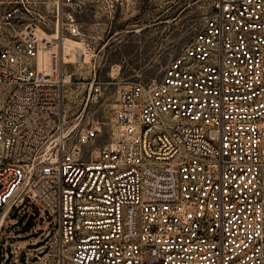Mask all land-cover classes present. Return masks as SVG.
<instances>
[{
    "label": "built area",
    "instance_id": "built-area-1",
    "mask_svg": "<svg viewBox=\"0 0 264 264\" xmlns=\"http://www.w3.org/2000/svg\"><path fill=\"white\" fill-rule=\"evenodd\" d=\"M117 2L0 0V231L25 197L55 215L2 257L264 264V0H210L161 76L119 85L106 115L95 74L69 88L63 44Z\"/></svg>",
    "mask_w": 264,
    "mask_h": 264
},
{
    "label": "rangeland",
    "instance_id": "rangeland-1",
    "mask_svg": "<svg viewBox=\"0 0 264 264\" xmlns=\"http://www.w3.org/2000/svg\"><path fill=\"white\" fill-rule=\"evenodd\" d=\"M209 3L210 0H118L112 8L87 9L81 17L80 36L72 38L73 45L63 44L64 52L72 48V63L66 65V72L71 73L69 88L95 74L108 95L100 104L101 112L108 115L119 85L129 80L151 82L161 76L163 66L192 35ZM1 99L0 93V102ZM32 208L38 214L24 224ZM54 217L39 197H25L17 203L0 231V264L9 260L2 257L3 249L8 248L4 237L26 241L37 238V243L43 242L47 237H40L47 228L53 230ZM31 245L28 242L25 246ZM20 259L27 264L24 250Z\"/></svg>",
    "mask_w": 264,
    "mask_h": 264
},
{
    "label": "water",
    "instance_id": "water-1",
    "mask_svg": "<svg viewBox=\"0 0 264 264\" xmlns=\"http://www.w3.org/2000/svg\"><path fill=\"white\" fill-rule=\"evenodd\" d=\"M38 214V210L36 209H31V211L27 214L25 220H24V224H29L31 222V218L33 215H37Z\"/></svg>",
    "mask_w": 264,
    "mask_h": 264
},
{
    "label": "bare ground",
    "instance_id": "bare-ground-1",
    "mask_svg": "<svg viewBox=\"0 0 264 264\" xmlns=\"http://www.w3.org/2000/svg\"><path fill=\"white\" fill-rule=\"evenodd\" d=\"M65 43H69L70 45H73V39L72 40H66L65 42H64V44ZM64 47V46H63ZM64 50V49H63ZM66 77H67V75H66Z\"/></svg>",
    "mask_w": 264,
    "mask_h": 264
},
{
    "label": "flooded vegetation",
    "instance_id": "flooded-vegetation-1",
    "mask_svg": "<svg viewBox=\"0 0 264 264\" xmlns=\"http://www.w3.org/2000/svg\"><path fill=\"white\" fill-rule=\"evenodd\" d=\"M30 211H31V209L28 211V213H29ZM28 213H27V214H28ZM26 216H27V215H26ZM33 217H34V215L32 216V218H33ZM25 218H26V217H25ZM32 218H31V219H32Z\"/></svg>",
    "mask_w": 264,
    "mask_h": 264
}]
</instances>
